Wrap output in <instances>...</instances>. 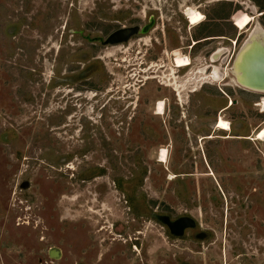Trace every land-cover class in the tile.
<instances>
[{
	"label": "rangeland",
	"instance_id": "obj_1",
	"mask_svg": "<svg viewBox=\"0 0 264 264\" xmlns=\"http://www.w3.org/2000/svg\"><path fill=\"white\" fill-rule=\"evenodd\" d=\"M260 5L0 0V264H264V94L229 72Z\"/></svg>",
	"mask_w": 264,
	"mask_h": 264
},
{
	"label": "bare ground",
	"instance_id": "obj_2",
	"mask_svg": "<svg viewBox=\"0 0 264 264\" xmlns=\"http://www.w3.org/2000/svg\"><path fill=\"white\" fill-rule=\"evenodd\" d=\"M249 36L251 40L235 55L229 72L240 88L255 93H264V28L257 25ZM226 54L227 49L219 50L212 59L213 61L222 60ZM190 66L191 63L188 67ZM220 122V125L223 126L224 121L221 120ZM52 252L57 258L61 257L58 249Z\"/></svg>",
	"mask_w": 264,
	"mask_h": 264
},
{
	"label": "flooded vegetation",
	"instance_id": "obj_3",
	"mask_svg": "<svg viewBox=\"0 0 264 264\" xmlns=\"http://www.w3.org/2000/svg\"><path fill=\"white\" fill-rule=\"evenodd\" d=\"M120 24H121V27H119L117 30H115L114 32H112L110 35H108L105 39L107 40L111 35H113L114 33H116V32H118V31H121V30H130V29H135L136 30V33L135 34H133L132 36H130L127 40H125L128 36L127 35H125V36H123V38L122 39H124L121 43H119V44H117V45H120V44H127V43H129V41H131V39L132 38H134V37H136V36H139V35H142V34H144V31H141V28L138 26V25H134V26H130V25H124V24H122L121 22H119ZM218 52V51H217ZM216 52V53H217ZM216 53H214L213 55H215ZM213 57V56H212ZM212 57H211V62H212V65L211 66H203V67H206L207 69H204L205 70V72L206 73H208V70L209 69H213V71L212 72H214V70H215V68L217 67V66H215V64L218 62V61H213V59H212ZM188 58V57H187ZM183 60H185V58H182ZM189 59V58H188ZM190 62H191V60H190ZM152 67H154V66H152ZM155 67H157V66H155ZM191 67H192V63H191ZM191 67H187V68H184V69H177V70H185V69H190ZM203 67H201V68H203ZM218 68V67H217ZM219 69V68H218ZM220 71V70H219ZM194 72V71H193ZM193 72H190L191 74L193 73ZM189 77H190V75H189ZM153 78H155L156 79V77H153ZM189 79L187 78H185V80H183V81H178V80H176L175 82H177V83H184L185 81H188ZM207 83H203V84H201L200 85V88H202L204 85H206ZM174 89V88H173ZM195 89H193V90H191V91H189L190 93H196L198 90L196 89V91H194ZM156 112V111H155ZM164 114H165V112H164ZM229 123V122H228ZM216 125H218L217 126V129L218 130H221V131H226V132H230L231 131V125H230V123H229V125H230V128L228 129V130H222V129H220L219 127H220V121L218 120V122L216 123ZM258 138V137H257ZM167 216H169V215H167ZM169 218L170 219H172L173 220V218H172V216H169ZM170 224H173V223H170ZM169 237V236H168Z\"/></svg>",
	"mask_w": 264,
	"mask_h": 264
},
{
	"label": "water",
	"instance_id": "obj_4",
	"mask_svg": "<svg viewBox=\"0 0 264 264\" xmlns=\"http://www.w3.org/2000/svg\"><path fill=\"white\" fill-rule=\"evenodd\" d=\"M135 33H136L135 29L118 31V32L114 33L113 35H111L107 39L106 43L107 44H119V43H121L124 40V39H122L123 36L127 35L128 37L125 39V40H127L130 36H132ZM249 40H251L250 36H248V38L244 41V43L241 46L239 52L244 48V46H246V44L248 43ZM261 94H264V93H261ZM53 250H55V248L50 249L49 256L52 257L53 259H60L61 257L57 258V256L53 255V252H52ZM60 255H61V253H60Z\"/></svg>",
	"mask_w": 264,
	"mask_h": 264
},
{
	"label": "trees",
	"instance_id": "obj_5",
	"mask_svg": "<svg viewBox=\"0 0 264 264\" xmlns=\"http://www.w3.org/2000/svg\"><path fill=\"white\" fill-rule=\"evenodd\" d=\"M260 7H261V9H263V11H264V6L263 5H260ZM229 15H222L220 18H219V20H221V21H228V19H229V17H228ZM262 16H264V14L262 15ZM225 24L229 27V28H231V29H233L234 31H233V33H232V37H233V39L236 37V29L230 24V23H228V22H225ZM218 26H219V24H218ZM263 26H264V22H263ZM220 27V26H219ZM213 36H216V35H213ZM211 37V36H210ZM239 42V40H237V43Z\"/></svg>",
	"mask_w": 264,
	"mask_h": 264
}]
</instances>
